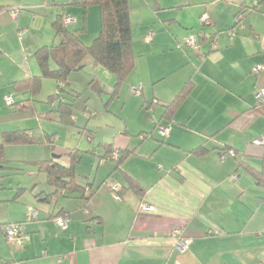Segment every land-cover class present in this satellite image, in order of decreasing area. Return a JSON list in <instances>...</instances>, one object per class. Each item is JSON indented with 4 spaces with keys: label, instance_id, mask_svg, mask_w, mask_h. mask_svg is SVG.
Wrapping results in <instances>:
<instances>
[{
    "label": "crops",
    "instance_id": "crops-1",
    "mask_svg": "<svg viewBox=\"0 0 264 264\" xmlns=\"http://www.w3.org/2000/svg\"><path fill=\"white\" fill-rule=\"evenodd\" d=\"M128 5L135 63L116 95H111L113 75L88 57L69 76V87L81 92L87 112L82 127L92 134L82 148L81 141L70 138L63 147L56 144L66 126L45 102L55 92L53 81L43 80L35 101L27 104L22 102L29 90H15L12 83L38 75L34 53L57 42L52 24L58 15L72 16V29L84 27L78 35L88 45L100 24L93 27V38L84 40L87 18L90 14L100 23L99 11H83L74 0H0V108L8 110V95L13 113L30 108L29 114L2 116L0 136L17 129L54 133L50 156L64 166L72 149L94 151L81 156L75 177L77 185H89L91 196L62 191L46 204L34 194L52 188L31 164L45 158L44 147H4L8 170L30 164L32 182L19 183L23 190L0 200L7 203L0 205L1 264H264V185L243 167L264 177V142H256L264 138V103L255 98L264 88V20L251 15L264 13V0H128ZM14 8H19L15 20L10 17ZM243 8L245 19L230 39L224 32ZM204 13L212 21L206 31L216 34L217 46L211 50L209 43L198 41L201 49L189 48L185 39L200 32ZM256 65H262L258 74L252 72ZM92 79L102 87L100 94L87 88ZM184 88L174 110L167 111L165 105ZM104 93L109 94L106 106L114 96L122 101L120 128L100 122L87 105L94 94ZM159 125L169 127L166 135L159 133ZM110 128L109 136L99 134ZM98 142L125 152L120 166L102 158L106 152ZM16 148H28V156H12ZM122 173L143 187V196L126 189L121 197L113 192L125 186ZM141 203L153 211L139 212ZM30 208L37 210L35 218L28 217ZM63 217L62 223L56 219ZM15 222L25 223L28 238L20 245L4 237L5 225ZM175 229L191 239L183 250L171 236Z\"/></svg>",
    "mask_w": 264,
    "mask_h": 264
},
{
    "label": "trees",
    "instance_id": "trees-1",
    "mask_svg": "<svg viewBox=\"0 0 264 264\" xmlns=\"http://www.w3.org/2000/svg\"><path fill=\"white\" fill-rule=\"evenodd\" d=\"M74 3L83 11L88 7L98 6L100 13V31L98 35L90 45L84 44L78 35L79 32L84 31V27L72 29L70 27L74 23L66 26L63 24L64 16L58 15L52 24L57 42L50 46H42L34 53V59L39 68L38 75H32L12 83L15 90H29V98L22 102V104H27L28 101H35L41 90L43 80L53 81L56 84L55 92L50 94L45 102L54 106L57 121L64 126H75L73 117L74 102L79 100L82 95L81 92L69 87V76L82 67V62L85 58H90L94 65L102 66L113 75L115 82L111 95H116L135 63L128 0H74ZM256 4H258L257 1ZM239 12H245L244 8ZM209 33V38L216 35L212 32ZM206 39L208 38H199V42L205 43ZM87 88L98 94L102 90V87L97 84L95 79L89 82ZM185 90L186 88L181 93L179 92L170 103L165 105L167 111L174 110ZM13 104L14 102H12ZM55 136L54 133H47L40 128L3 131L0 136V167L6 168L5 170L9 169V161L3 157L5 146L40 144L47 152L45 158L30 163L37 166L38 171L45 174L46 182L52 188V191L50 193L36 192L34 194L36 201L49 204L62 191L81 195L86 193L90 197L93 190L88 187L89 185H77L75 177L76 166L81 156L94 151H81L74 148L69 153V164L67 166L61 165L50 156ZM88 138L89 140L92 139L90 132ZM98 143L97 145L103 146L106 152L102 158L107 157L114 150L119 151V158L112 161L115 163L114 168L120 166L125 157V152L117 148L113 149L109 144ZM198 150L202 151V149ZM243 167L252 173L258 184L264 185V177L261 174L251 171L247 164L243 165ZM123 181L125 186L119 184V188L114 191L117 196L121 197V191L125 189L132 190L139 196L144 195L145 190L143 187L130 177L125 176V174H123ZM21 190L23 189L19 188L17 194Z\"/></svg>",
    "mask_w": 264,
    "mask_h": 264
},
{
    "label": "rangeland",
    "instance_id": "rangeland-1",
    "mask_svg": "<svg viewBox=\"0 0 264 264\" xmlns=\"http://www.w3.org/2000/svg\"><path fill=\"white\" fill-rule=\"evenodd\" d=\"M91 7H92L91 8L92 10H95L98 13V11H99L98 6H91ZM80 11H82V10H80ZM89 15L87 18V24L89 27V32L87 35H83V38H85L84 40L92 39L93 37L91 38V34H93V32H94L93 30H95V29H93V27H95V26L97 27V24H100L99 19L96 18V24H95V18L93 19V16L92 15L89 16ZM251 15L253 17H262L264 20V13L261 11L260 12H253ZM232 19H234V18H232ZM77 21L79 22L78 25L82 26L83 25V16L82 15H80V17L77 16ZM232 24H233V21H232ZM199 26L201 28L200 31H204V32H207L206 30L207 29L210 30L209 28H211V26H201L200 24H199ZM133 28L136 32H137V30H139L136 22H134ZM98 33H99V31L95 34V37L98 35ZM193 33L196 34L195 32H193ZM224 34L227 35L226 31L224 32ZM90 44L91 43H88V45H90ZM72 77H73V75L70 78L72 79ZM104 94H103V96H99L97 94H94L92 96V98L88 100L87 105L92 110L97 112V118L100 122H105L106 120H108V121H110L111 125L115 126L116 128H120L121 124L118 122V116L119 117L122 116V111L124 113V108H122V101L119 99V97L116 98V96H114L109 100V101H111L109 106H106L109 94H106V93H104ZM127 105H129V102ZM7 106H8V110L0 108V118L3 116V119H8L9 117H12V114H14V116H15L18 113L29 114V112H30V108L25 106L23 109H21L22 111H16L13 113L12 111H15L14 105L7 104ZM83 107H84V102L82 99L75 101L73 116H74V118L76 117V120L78 122H80V127H77V126H75V127L74 126H72V127L66 126V128L62 127V132L58 133L59 137H57V141H56V144L58 147H63L65 145V141L67 138L76 139V141H81L79 146L82 148L87 145V140L89 139L88 138L89 132H87L82 127V121L84 119L83 116L87 112L83 113L84 112ZM6 112L9 114H6ZM93 113H95V112H93ZM69 127H71V128H69ZM109 131H112V129L110 128L108 130H103V131L100 130L99 134L102 136H109ZM73 142L74 141H70L69 145H73L74 144ZM27 150H28V148L13 149L14 155H12V156L15 157L18 154V156L21 158L26 157V156H28ZM6 151H8V150H6ZM28 151H30V150H28ZM8 155H10V154L8 153ZM11 166L17 167V164H14ZM19 168H21L20 171L15 170V169H13V170H8V169L7 170H5V169L1 170L0 169V200H3L4 198H8V197H14V195L18 189L19 183H22V184L24 183V184H27L28 186L31 185L32 176L27 174V172H29L32 169L31 165L27 164V166H24V164H21V166L19 165ZM1 171H3V172H1ZM4 171H8V172H4ZM40 175L42 177L44 185H46L44 175L41 173H40ZM6 204L7 203H4V202L0 203L1 206H5Z\"/></svg>",
    "mask_w": 264,
    "mask_h": 264
},
{
    "label": "built area",
    "instance_id": "built-area-1",
    "mask_svg": "<svg viewBox=\"0 0 264 264\" xmlns=\"http://www.w3.org/2000/svg\"><path fill=\"white\" fill-rule=\"evenodd\" d=\"M19 12V8H14L10 11V17L11 19L15 20L17 15ZM245 16V12H239L237 13L233 18V24L231 26V28L229 30L226 31L228 37L230 39H232L235 34H236V29L241 25L243 18ZM75 22V19L72 16H64L63 18V24L66 26H70ZM200 25L201 26H211L212 25V21L211 18L207 15V14H202L200 16ZM24 31L20 32V35H24ZM209 32H204V31H200L199 33H197V35L195 36H189L187 39H185V44L189 47L192 48H197V49H201V46L198 44L199 38H208L206 39V42L209 43L211 49H214L217 46V36L215 35L214 37L209 38ZM262 70V65H256L252 68V72L255 74L260 73ZM133 92L136 95L140 94V89L139 88H135L133 89ZM255 98L257 101V104H261L264 103V88L258 90L255 94ZM5 101L7 104H12L13 99L11 95H8L5 97ZM169 127L165 126V125H159L158 126V131L161 135H166L168 133ZM257 143H263L264 142V138L258 139L256 141ZM229 153L233 154L232 151H228ZM119 158V151L114 150L111 154H109L107 156V159L109 160H117ZM225 155H221V159H224ZM117 190V188H113V192ZM115 193V192H114ZM116 194V193H115ZM115 198H118L116 195L114 196ZM139 212H151L153 211V207L146 204V203H141L138 207ZM37 216V211L35 209H29V218H35ZM57 221L60 223H62L64 221V217L63 218H56ZM4 231V237L7 241V243L11 244H17L20 245L22 244L28 237L26 235V231H25V223L24 222H15V223H8L7 225H5V227L3 228ZM171 236L177 239V247L180 250H183L187 244L191 241L190 238H182V236H180V230L179 229H175L172 231ZM0 264H1V260H0Z\"/></svg>",
    "mask_w": 264,
    "mask_h": 264
},
{
    "label": "water",
    "instance_id": "water-1",
    "mask_svg": "<svg viewBox=\"0 0 264 264\" xmlns=\"http://www.w3.org/2000/svg\"><path fill=\"white\" fill-rule=\"evenodd\" d=\"M52 156H55V155H52Z\"/></svg>",
    "mask_w": 264,
    "mask_h": 264
}]
</instances>
